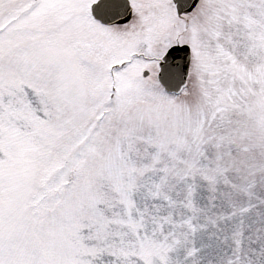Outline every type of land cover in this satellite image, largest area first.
I'll return each mask as SVG.
<instances>
[{"label":"snow or ice","instance_id":"6c2138e0","mask_svg":"<svg viewBox=\"0 0 264 264\" xmlns=\"http://www.w3.org/2000/svg\"><path fill=\"white\" fill-rule=\"evenodd\" d=\"M0 264H264V0H0Z\"/></svg>","mask_w":264,"mask_h":264}]
</instances>
